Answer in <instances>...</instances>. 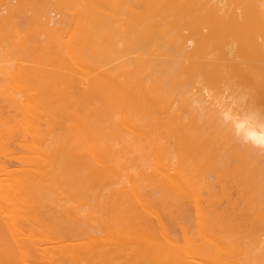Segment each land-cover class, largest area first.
I'll use <instances>...</instances> for the list:
<instances>
[{"label": "bare ground", "instance_id": "1", "mask_svg": "<svg viewBox=\"0 0 264 264\" xmlns=\"http://www.w3.org/2000/svg\"><path fill=\"white\" fill-rule=\"evenodd\" d=\"M0 264H264V0H0Z\"/></svg>", "mask_w": 264, "mask_h": 264}]
</instances>
